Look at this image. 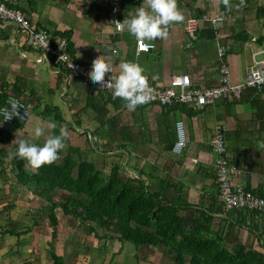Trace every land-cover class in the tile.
<instances>
[{
  "label": "crops",
  "instance_id": "crops-1",
  "mask_svg": "<svg viewBox=\"0 0 264 264\" xmlns=\"http://www.w3.org/2000/svg\"><path fill=\"white\" fill-rule=\"evenodd\" d=\"M52 1L64 2L65 9L59 13L60 8L51 0H18L17 6L37 28H45L52 35L60 36L59 32L70 30V55L89 66H92L97 55H102L113 64L115 75L119 73L122 61H135L143 66L149 83L164 85L171 75L182 73L189 76L194 86H209L218 82V44L228 43L230 46L224 61L233 81H242L254 61L263 57L259 51L264 42V17H257V8H264V0H228L227 4L224 0H177L184 19L219 10H223L228 18L215 26L200 23L193 38L183 29L184 19L172 22L166 38L153 40V49L139 53L135 52V37L126 28H115L113 16L109 13L110 0H91L89 7H76L75 0ZM141 3L142 0H122L118 8L120 21L134 13ZM259 37H262L260 41L257 40ZM114 49L116 54L113 53ZM4 69L8 72L5 73ZM1 87L8 94L22 97L27 102L34 101L31 104L37 107L36 113L46 106L53 107L51 112L56 110L59 113V119L48 115L57 122L56 129L46 130L49 118L32 112L26 121L18 120L20 124L17 122V126L13 125L11 136L22 135L36 143H43L40 140L42 136L37 138L33 135L37 122L44 125L45 131L51 130L54 134L59 133L60 125L71 132L77 127L87 135H91L92 131V137L97 140L100 135L93 131L99 130L105 135L109 126L108 116L125 113L124 118L130 117L132 120L128 119L127 124H123L121 120L124 118L121 119L119 127L121 141H125L127 148L116 151L123 155L119 161L128 175L136 177L137 171L143 167L147 181L153 187L162 180L169 181V195L177 203H182L184 208L180 213L185 227H191L195 218H203L207 212L213 217V233L224 235L225 228L232 225L227 236L232 251H235L238 241L264 255V214L243 209L225 210L217 198L213 153L209 145L214 125H226L227 159L237 169L234 180L246 189L264 195V87L261 90L247 89L238 100L220 99L205 106L185 105L183 111L177 108L167 114L162 113L159 105L146 103L137 106L135 111H129L120 97L111 96L112 102L104 103L96 94L99 91L83 85L77 79L66 77L65 72L58 70L45 52L28 42L25 31L17 30L11 23H0ZM88 94L92 95V104L85 106ZM106 94L112 93L103 92V95ZM175 113L179 118L174 116ZM101 117L105 119L104 123ZM176 119L184 121L188 139L186 149L180 155H174L170 150ZM91 124L90 130L88 126ZM144 148V154H141ZM1 233L4 235H0V264H51L43 252L40 254L32 250L27 254L29 249L26 246L20 248L23 246L21 243L3 244L18 234L13 227L3 229ZM23 234L17 236L32 237L30 232ZM2 238L6 239L1 241ZM117 241L119 249L115 251H111L107 244L101 249L97 243L95 246L92 244L91 253L97 254V258L90 264H139L135 259L136 248L133 246L129 254L131 247L126 242ZM53 248L57 255L64 257L65 262L66 257H70L57 251V245ZM18 250L26 255L18 257ZM162 255V249L156 248L155 254L148 255L150 260L147 264H151L155 258L158 264H162Z\"/></svg>",
  "mask_w": 264,
  "mask_h": 264
},
{
  "label": "trees",
  "instance_id": "trees-1",
  "mask_svg": "<svg viewBox=\"0 0 264 264\" xmlns=\"http://www.w3.org/2000/svg\"><path fill=\"white\" fill-rule=\"evenodd\" d=\"M257 17H264L263 7L257 8ZM59 34L69 39L71 31L65 30ZM261 39L262 37L257 38L259 41ZM70 49L71 42L68 40L69 52ZM96 94L104 103L111 100L112 94L103 95L100 91ZM8 95L1 87L0 106L4 104ZM91 104L92 95L88 94L85 106ZM184 106L183 103H175L170 107H160L162 113L167 114L177 108L183 111ZM52 108L44 107L41 114L48 117L53 113L54 118L59 119L56 110L50 111ZM101 120L104 123L103 117ZM107 120L109 126L105 135L99 130L93 131L100 136L89 144V151H96L94 146L97 141L100 144L118 141L115 148L126 150L125 141H121L120 125L115 121V115L108 117ZM17 122L18 119L9 124L1 123L0 135L10 137L13 130L11 128L13 125L17 126ZM16 140L11 144V151L16 148ZM3 152L4 150L0 149L2 158L5 157ZM85 155L78 147H69L61 163L55 161L39 169L32 168L25 160L13 158L8 159L11 166L9 170L13 171L16 183L30 190L41 200L49 202L51 207H58L64 216L78 219L80 224H84L86 236L92 234V238L99 241L104 237H112L109 232H113L120 242L132 243L138 251L137 256L147 249L144 257L148 258L149 250L159 247L163 250L162 264H264V255L242 242L237 241V247L232 251L227 240L232 225L225 228L224 235L213 233L211 229L213 217L207 212L203 214V218H195L191 227H185L180 213L184 208L182 203H177L169 195L170 183H167L169 181L162 180L153 187L147 181L143 167L134 177L128 175L119 157L106 164L102 156H99L97 161ZM119 155L121 153L117 156ZM171 187L178 189L174 185ZM56 191L59 192L61 201L53 200ZM48 218L51 225L55 226V214H49ZM50 247L52 248V245ZM51 248L49 253L51 264H68L63 256L57 255ZM142 264H147V261Z\"/></svg>",
  "mask_w": 264,
  "mask_h": 264
},
{
  "label": "built area",
  "instance_id": "built-area-1",
  "mask_svg": "<svg viewBox=\"0 0 264 264\" xmlns=\"http://www.w3.org/2000/svg\"><path fill=\"white\" fill-rule=\"evenodd\" d=\"M122 0H110L109 13L113 16L112 22L117 30H121L118 18V8ZM18 0H0V23H11L17 30L27 33L28 42L35 48L45 52L58 70L65 72L66 77L79 80L83 85L96 91L109 92L112 90L99 83L94 82L89 76L92 66L84 64L73 58L68 50V39L64 36L52 35L45 28H37L31 23L25 14L17 6ZM228 16L223 10L213 13H203L198 16H189L183 20V29L186 34L193 38L200 23H209L212 26L227 19ZM155 44L146 50L143 42L135 38V52H147L153 49ZM230 49L228 43L217 45V69L218 82L209 86H194L191 84L187 74H173L166 84L149 83L152 92L147 103H154L159 106L170 107L175 103H183L191 106L212 105L220 99L238 100L247 89L261 90L264 87V42L260 51L263 57L254 61L253 66L245 73L242 81H233L228 65L224 61L227 51ZM115 50V49H114ZM114 53V52H113ZM116 54V52H115ZM112 76L115 71L112 69ZM110 74L106 73L105 80ZM11 99H18L24 106L20 108V117L13 116L3 121L9 124L15 119L25 121L30 116L31 103L15 95L9 94L4 104L0 107H11L7 102ZM2 119V117H0ZM227 127L224 124L216 123L210 136L209 145L213 153L214 175L217 186V198L223 204L225 210H246L264 214V196H261L249 189H246L240 182L234 180L237 171L236 166L227 159L225 136ZM92 139H96L94 136ZM187 133L185 123L182 119L174 121V140L171 152L180 155L187 146Z\"/></svg>",
  "mask_w": 264,
  "mask_h": 264
},
{
  "label": "rangeland",
  "instance_id": "rangeland-1",
  "mask_svg": "<svg viewBox=\"0 0 264 264\" xmlns=\"http://www.w3.org/2000/svg\"><path fill=\"white\" fill-rule=\"evenodd\" d=\"M51 2L55 3L56 7L60 8L59 13H61V10L65 9L66 7L64 2H59V1L53 2L52 0ZM74 5L76 7H89V5H92V1L91 0H75ZM91 11L92 10L90 9V12ZM7 72L8 70L5 71V73ZM29 102L32 104L34 103V101L31 102L30 100ZM32 104L30 108V114L35 113L41 117H45L41 114L42 112L41 109H39L38 110L39 112L36 113L35 109L37 107L35 108V106H32ZM88 109L92 110L91 107H88ZM96 113L98 112L96 111ZM89 114L92 115L91 111L89 112ZM51 116H53V113L51 114ZM124 116H125V113L116 114L115 121L118 124L121 121H123V124H127L126 120L128 119L132 120L130 119V117L124 118ZM174 116L176 118H179L177 113H175ZM45 118L47 119L49 117L46 116ZM131 118H132V115H131ZM48 120L55 121V119L54 118L52 119V117H50ZM86 120H87V117H86ZM91 120L92 119H90V121ZM18 123L20 124V122ZM88 127L91 130L92 124L89 125ZM48 129L49 128L46 127V130ZM50 133H53V132L51 130L45 131L40 140L44 142V140L47 138V136ZM112 135H114V133ZM22 138L26 139L25 137H22V135L20 136L16 135V136H10V137H7L6 135H3V134L0 135V149L4 150L3 154L5 156L3 158L2 156H0V168L4 169V170H0V183L2 184V186L0 187V221H1L0 235L3 233V232L1 233V230L3 229L7 230L13 227L18 232V234H16L15 236L24 235L23 233L30 232V235H32V237L22 236L21 238H19L17 236V239L15 240V236H14L9 241L7 240L4 241L6 238H2L1 241H4L3 244L12 243L16 245L17 243H21V245L23 246L20 248H23L26 246L25 248L29 249L28 250L29 252H26L27 254H29L32 250L40 252V254H42L43 252V254H45L44 256L48 257V260L50 262L52 261V259L49 257V253L51 252L50 246L52 245L51 249L55 251L53 246L55 247L57 245L59 248L57 249V251H59L60 253H63V255L67 254L68 256H70L69 258L66 257V262L68 264H90L91 261H95V259L97 258V254H92L91 249L92 247L96 245V243L98 244L97 247L100 249L102 246L106 244L111 251H115L119 249V242L115 238L116 236L113 232H109L110 234H112V237H109V238L104 237L103 239L99 241H97V239L95 238L96 239L95 240L96 242H95L92 239V234L86 236L87 235L85 233L86 226L84 224H80L78 219H73L71 217L64 216L62 214V211L58 207H51L49 202H45L44 200H41L37 195H34L30 190L23 187L21 184L16 183V179L14 177L13 171L9 170L11 166L8 161V153L11 152V144L13 140L22 139ZM32 139H35V138H32ZM64 139H65L66 147L63 150H60V155L58 159L56 160L58 163H61L63 161V157L67 153V150L69 147H76V148L78 147L82 151V154H86L85 157L90 158V159L97 160L99 156H102L104 157L103 162H106V164H108L112 160H116L117 159L116 157L123 159V155L117 156L120 153L119 151H116L118 149L115 148L118 141L113 142V143L106 142V144H100L97 141V144L94 146L97 152L89 151L90 149L89 144L91 145L92 141H96V139L95 140L92 139V133L91 135L90 134L87 135L84 132V130L81 128L77 127V129H74L73 132L68 131V135ZM135 149L136 147L133 148V150ZM144 151H145V148L142 151H140V153L144 154ZM100 162H102V159L100 160ZM26 168L27 170H30L28 167ZM53 200L61 201L58 191L55 192L53 196ZM51 213L55 214V217H56L55 226L51 225L50 220L48 218V215ZM126 243L129 247H131L130 248L131 250H128V253L130 254L132 253L131 251L133 250L134 245L132 243L130 244V242H126ZM92 244H94V246H92ZM157 248L161 249L159 247ZM155 249L156 248L149 250L150 252H148V254H155ZM18 251H19V253L17 254L18 257H21L23 254L26 255L24 251H21V250H18ZM145 251H147V249ZM145 251L143 252L145 253ZM137 252L138 251H135L134 253L136 254ZM144 253L138 254V256L136 255L135 257L136 261H138L139 264L145 263L146 261L150 260L147 257H144ZM157 261L158 260L155 258V261H153L151 264H158Z\"/></svg>",
  "mask_w": 264,
  "mask_h": 264
},
{
  "label": "clouds",
  "instance_id": "clouds-1",
  "mask_svg": "<svg viewBox=\"0 0 264 264\" xmlns=\"http://www.w3.org/2000/svg\"><path fill=\"white\" fill-rule=\"evenodd\" d=\"M224 3L227 4L228 0H224ZM183 19V12L178 7L177 0H142L135 12L130 13L119 24L121 29L126 28L130 35L143 42V48L146 50L151 46L153 40L168 36V28L172 22ZM113 52L115 54L116 50ZM119 67V73L112 76L113 64L109 63L102 55H97L88 74L94 82L99 83L102 87H109L112 90L113 98H122L129 111H135L137 106L147 103L150 99L152 89L148 77L144 73L143 66L135 61H122ZM106 73L110 74L108 80H105ZM7 105L11 107H0V117H2L0 123L13 116L20 117L19 109L24 108L18 99L9 100ZM57 126V122L54 120L47 122V127L50 129H56ZM44 132V125L37 122L33 129V135L39 138ZM67 135L66 126L60 125L59 133H50L42 144L23 138L18 139L15 150L8 153V159H22L32 168L39 169L58 159L60 150L66 147L64 138Z\"/></svg>",
  "mask_w": 264,
  "mask_h": 264
}]
</instances>
